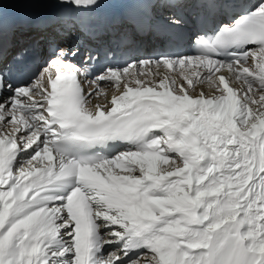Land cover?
<instances>
[{
  "label": "snow or ice",
  "instance_id": "1",
  "mask_svg": "<svg viewBox=\"0 0 264 264\" xmlns=\"http://www.w3.org/2000/svg\"><path fill=\"white\" fill-rule=\"evenodd\" d=\"M187 10L196 55L121 66ZM0 264H264V0H0Z\"/></svg>",
  "mask_w": 264,
  "mask_h": 264
},
{
  "label": "bare ground",
  "instance_id": "2",
  "mask_svg": "<svg viewBox=\"0 0 264 264\" xmlns=\"http://www.w3.org/2000/svg\"><path fill=\"white\" fill-rule=\"evenodd\" d=\"M48 5L53 7V8L55 7V5H52V4H48ZM147 37L148 36L140 38L137 40V42L135 44V48L133 50V54H130V57H135V58L154 57L152 55V53L154 51L153 50L154 46ZM87 41H88V39L83 37V36L74 35V36L68 37L65 41H63V44L65 46H69V47L74 46V47H79V48H81L83 46V44H85V43H88V45H94V43H92V42L90 43ZM91 47H94V46H91ZM132 48H130L129 50H131ZM184 56H186V55H184ZM153 71H155L154 67H153ZM160 71L161 72H163V71L173 72V70L164 69V68H161ZM222 71H226V70H222ZM178 73L179 72L176 69L175 74H178ZM90 81L89 80L86 81V84L84 85V89L87 91L88 89L92 88V89H96V91L100 92L99 96L93 94L89 98L90 104L93 107L96 104H106L107 102L110 101L111 96L117 92L115 85L111 84L110 82L102 81V82H100L99 87H97V85L91 83ZM201 89L205 93H211L214 91V89L212 87H210L207 83L202 84V85L198 84L197 85V91H199ZM105 97H107V101L105 100Z\"/></svg>",
  "mask_w": 264,
  "mask_h": 264
},
{
  "label": "rangeland",
  "instance_id": "3",
  "mask_svg": "<svg viewBox=\"0 0 264 264\" xmlns=\"http://www.w3.org/2000/svg\"><path fill=\"white\" fill-rule=\"evenodd\" d=\"M177 70H178V72L180 71V69H179V68H177Z\"/></svg>",
  "mask_w": 264,
  "mask_h": 264
}]
</instances>
